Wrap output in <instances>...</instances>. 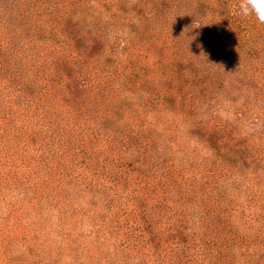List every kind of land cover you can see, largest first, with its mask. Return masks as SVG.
<instances>
[{
	"label": "trees",
	"instance_id": "obj_1",
	"mask_svg": "<svg viewBox=\"0 0 264 264\" xmlns=\"http://www.w3.org/2000/svg\"><path fill=\"white\" fill-rule=\"evenodd\" d=\"M243 2L0 0V264H264Z\"/></svg>",
	"mask_w": 264,
	"mask_h": 264
},
{
	"label": "clouds",
	"instance_id": "obj_2",
	"mask_svg": "<svg viewBox=\"0 0 264 264\" xmlns=\"http://www.w3.org/2000/svg\"><path fill=\"white\" fill-rule=\"evenodd\" d=\"M240 13L244 17L255 16L259 23L264 24V0H244Z\"/></svg>",
	"mask_w": 264,
	"mask_h": 264
}]
</instances>
